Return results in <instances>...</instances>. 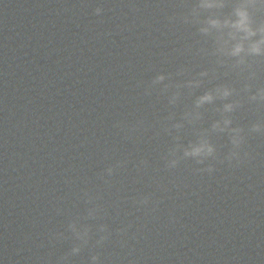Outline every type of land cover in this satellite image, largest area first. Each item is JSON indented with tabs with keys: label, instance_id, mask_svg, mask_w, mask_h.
<instances>
[{
	"label": "clouds",
	"instance_id": "1",
	"mask_svg": "<svg viewBox=\"0 0 264 264\" xmlns=\"http://www.w3.org/2000/svg\"><path fill=\"white\" fill-rule=\"evenodd\" d=\"M188 12L180 17L184 24L196 27L197 33L210 42V47H201L198 52L212 58V67L198 72H192L186 67L177 70L176 76L183 77L174 80L171 73H158L145 88V95H151L154 89H159L162 95H167L168 105L177 106L185 91L194 97L190 106L186 107L180 118L176 113H170L163 131L172 135L173 145L163 156L165 168H177L181 161L192 160L197 165H204L206 161L219 160L231 167H237L250 157L244 151L247 139L253 134L264 136V118L251 122L247 127L241 126L235 120V114L246 105L264 109V84L258 83L261 66H264V0H193ZM103 9L97 7L95 14L100 15ZM170 19H175L172 17ZM222 70V71H221ZM231 79H224L221 78ZM213 81H221L212 84ZM212 84L211 87H206ZM203 89L200 94L198 90ZM212 106L217 118L208 127H202L205 112ZM143 121H138L131 128L121 127L125 134L135 132L142 127ZM185 125L192 126L195 138L186 144L180 135ZM226 136L228 151L222 159L219 158L218 145L213 137ZM126 161H117L115 165L106 169L108 176L123 167ZM147 161H140L139 171L146 166ZM214 166L209 163L206 167L197 168V172L211 174ZM150 196H143L135 203L146 206L150 203ZM92 198L89 197V202ZM101 211L99 206L91 207L87 211L86 219H95ZM68 229L76 241L69 253L60 257L57 264H67L70 256H75L87 247L92 239L89 225L80 224L78 219L69 223ZM120 233L126 229L119 230ZM99 233L95 241L96 246H102L111 236L107 225L101 224L97 228ZM55 239H63V233H55ZM90 264H102L98 254L91 256Z\"/></svg>",
	"mask_w": 264,
	"mask_h": 264
}]
</instances>
